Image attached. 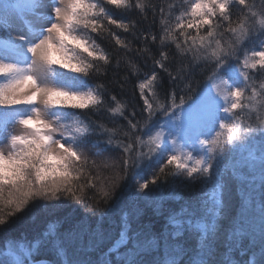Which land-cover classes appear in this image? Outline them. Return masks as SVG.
<instances>
[{
  "label": "snow or ice",
  "instance_id": "obj_1",
  "mask_svg": "<svg viewBox=\"0 0 264 264\" xmlns=\"http://www.w3.org/2000/svg\"><path fill=\"white\" fill-rule=\"evenodd\" d=\"M234 6L240 13L235 21ZM129 7L128 0H0V145L11 150L10 155L0 151V161H13L0 176V226L34 213L71 209L70 202L103 217L100 205L120 206L125 192L126 206L137 215L140 204L155 205L159 212L166 201L183 200L169 178L184 177L185 188L197 181L202 191L211 188V216L198 215L195 204H182L166 216L164 231L147 239L131 232L125 214L119 239L99 260L73 255L66 264H264V216L257 230L242 211L223 247L215 242L226 170L218 159L226 144L235 150L236 142L240 149L258 143L259 157L242 163L258 167L264 177V79L259 84L255 79V73L264 78V0L258 11L249 0H166V7L138 2L134 7L144 20L151 13L148 28L114 16L113 9ZM81 26L87 33L84 43L75 38L74 30ZM113 27L130 33L132 41ZM105 33L113 44L108 53L96 43ZM54 36L73 37L84 59L71 63L41 55L46 44L55 43ZM254 36L260 42L249 47ZM132 42L139 46L133 48ZM128 53L142 59L143 67ZM110 57L116 58L117 68L121 59L126 62L125 79L134 75L140 81L138 111H127L105 84L95 83L106 75L103 66ZM98 106L114 117L112 128L81 119ZM18 128L32 131L21 134ZM97 129L106 144L92 142ZM21 143L24 147L16 151ZM53 146L58 155L63 153V167L55 174L45 165ZM113 146L122 149V175L100 183L94 175L96 161L90 164L89 156H103ZM152 160L155 166L146 175L139 171ZM83 230L82 222H69L63 232L50 223L41 239H51L54 250L65 255ZM161 247L162 257L145 258ZM39 252L40 241H13L0 264H41Z\"/></svg>",
  "mask_w": 264,
  "mask_h": 264
},
{
  "label": "trees",
  "instance_id": "obj_2",
  "mask_svg": "<svg viewBox=\"0 0 264 264\" xmlns=\"http://www.w3.org/2000/svg\"><path fill=\"white\" fill-rule=\"evenodd\" d=\"M93 2H95V0H93ZM138 2L144 3L145 5L164 4L166 7V0H128V3L133 5V7L113 9L114 16L118 19H123L125 23L131 21L137 23L143 28H148L152 23L151 13L149 12L148 19L144 20L139 9L134 7ZM249 2L256 6L254 10L257 11L262 6V0H249ZM234 13L233 20L235 21L237 16L240 15L238 8H235V6ZM175 15H179V12H175ZM257 19H259V17H257ZM156 20H159L158 15ZM139 30L138 27L136 31ZM153 30H159L158 23L154 26ZM113 31L117 32L122 39L126 40V42L132 41L133 39L130 33H125L122 29H115L113 27ZM260 39V37L254 36L249 40L248 46L251 47L254 44L258 45ZM96 43L99 44L106 53L113 48V44L110 43V38L107 36V33H105L102 38L97 39ZM137 46H139L138 42H132L133 48ZM115 48L119 49V46H115ZM123 55V50H119V56L123 57ZM128 56L137 62L138 67H143L142 59L135 57L132 53H128ZM110 61L109 65L103 66L106 75L95 80V83L105 84L111 95L117 96L120 102L126 105L127 111L130 112L133 108L138 111L143 100L139 94V80H135L134 75L131 79H125L128 75V69L126 67V62L123 59H121L119 68L115 66V57H110ZM149 67H151L150 61ZM253 72L255 73V70H253ZM255 79L256 83L259 84L264 78L258 73H255ZM133 80H135V84L137 85L135 88L133 86ZM2 82H4V78L0 77V83ZM106 98L107 95L102 97V99ZM81 119L84 120L85 123H88L89 121L93 122L94 127L99 124H104L105 126L112 128L114 117L105 107L98 106L97 108L84 112V114L81 115ZM91 140L93 143L99 140L101 144H106V137L100 136L99 129H97L96 135L91 137ZM257 146L259 147L258 143L255 145H249L245 149H240L239 142H236L235 150H232V145L226 144V153L224 157L218 159V164L221 168H226L223 177V182L225 184V189H223V191H227L233 205L231 211L226 213L223 210L219 217L221 227L217 237H220L221 239L219 240V245L221 247H223L225 237L232 227L234 218H237L242 211H246L247 221L252 225L254 222L252 221V217H254L252 215L256 213V209H264V207H262V205H264V184H262L264 183V177H258L252 167L246 166L242 163L245 160L251 161L252 157H250V155L256 156L258 154ZM95 151H98V149H92V152ZM145 151H147V149H145ZM92 156V160H95L97 165L94 169V175L98 182L107 183L112 178L122 175V149H117L113 146L109 151H105L103 156ZM154 166L155 160L144 161L142 168L139 171H142L146 175ZM188 166H192V161L188 162ZM169 179L178 186L177 191L183 195V200L166 201L159 212L156 210L155 205L146 207L145 205L140 204L138 206L140 212L137 215L132 207L126 206L128 203V195L126 192L122 197L124 203L120 206L110 209L111 202H106L100 205L101 210L105 213L103 217H101L100 212L93 214L91 211H85L84 207L78 203L70 202L73 205L71 209H53L43 213H34L21 221H13V223L6 228L0 226V252L4 251L13 241L32 243L40 241V252L38 257L40 261H45L47 264L49 261H52L53 264H59L57 261L60 254L54 250L51 239H41L42 233L47 230V226L50 223L56 224L57 229L60 232H63L69 222L77 225L82 222L84 230L81 232L76 243L67 247L66 254L61 256H64L67 260L73 255H81L99 260L119 239L125 214L129 215L131 232L140 233L142 238L146 237L147 239H151L152 234H156L158 231H164V226L167 222L166 216L171 212L179 211L182 204L189 207L195 204L198 215L207 212L208 216H211V210L214 206L213 199L209 197V193L213 194L211 188L202 191V185L198 181L189 188H185L184 177H170ZM81 183H83V181H81ZM117 191H119V188ZM253 227L255 228V226ZM93 230L97 235L93 234ZM171 230L172 229L169 228V231ZM191 239L192 238L188 239L186 247L190 246ZM121 251L124 250L121 249ZM163 254L164 249L161 247L158 251L147 253L145 258L159 259Z\"/></svg>",
  "mask_w": 264,
  "mask_h": 264
},
{
  "label": "clouds",
  "instance_id": "obj_3",
  "mask_svg": "<svg viewBox=\"0 0 264 264\" xmlns=\"http://www.w3.org/2000/svg\"><path fill=\"white\" fill-rule=\"evenodd\" d=\"M75 31V38L79 39L81 43H84V37L87 35V33L83 30V27L77 28ZM53 40L55 43L49 45H45L42 52L40 53L43 56L52 58V59H63L66 62L75 63L76 59H84L82 55V50L77 48L76 44L74 43L73 37H53ZM63 43L66 45V48H61L60 43ZM24 85H19L18 87H23ZM11 92L5 93V95H11ZM38 130V129H37ZM17 131L21 134H24L26 132L30 133L31 131L25 130L23 128H18ZM24 147V144L21 143L16 151H20ZM0 151L5 152L6 154H11L10 147L7 145H0ZM59 150L53 146V149L51 151V159L45 158V165L47 169H51L52 173L55 174L56 169L62 168L63 165L61 163L60 157L63 155V153H59ZM13 166V161H8L7 164L0 161V169L3 171L10 170ZM2 208V206H0Z\"/></svg>",
  "mask_w": 264,
  "mask_h": 264
},
{
  "label": "rangeland",
  "instance_id": "obj_4",
  "mask_svg": "<svg viewBox=\"0 0 264 264\" xmlns=\"http://www.w3.org/2000/svg\"><path fill=\"white\" fill-rule=\"evenodd\" d=\"M250 54V53H249ZM139 83H140V81H139ZM138 83V84H139ZM139 89V88H138ZM151 96L152 95V92H151V90H148V96ZM141 99H143V97L141 98ZM29 131H32V129H28ZM258 147V146H257ZM259 155H260V151H259V147H258V154L256 155L257 157H259ZM92 155H90L89 156V163H92ZM250 157H253V156H251L250 155ZM256 163H258V161L256 162ZM252 169L253 170H255V172H256V175L259 177V176H261V174H260V172H259V169H258V167H256V168H253L252 167ZM0 176H3V170L2 169H0ZM262 177V176H261ZM260 177V178H261ZM262 184H264V183H262ZM225 189V188H224ZM209 197L211 198V199H213V194H210L209 193ZM223 200H224V211L226 212V213H228L229 211H231L232 209L231 208H233V205H232V201H231V198H229V196H228V194H227V191H223ZM252 216H254V217H252L253 219H252V221H254L253 222V226H255V228L258 230V226H259V223H260V221H261V217L262 216H264V209H262V210H258V209H256V213L255 214H253ZM226 219V218H225ZM219 240H221L220 239V237H216V243L217 244H219ZM9 246H10V244L6 247V249L4 250V251H2V252H0V259H6V257H5V253L7 252V250H8V248H9ZM123 249V248H122ZM124 250V249H123ZM150 252H152V251H150ZM66 261H67V258H65L64 256H59L58 257V263L59 264H66Z\"/></svg>",
  "mask_w": 264,
  "mask_h": 264
},
{
  "label": "water",
  "instance_id": "obj_5",
  "mask_svg": "<svg viewBox=\"0 0 264 264\" xmlns=\"http://www.w3.org/2000/svg\"><path fill=\"white\" fill-rule=\"evenodd\" d=\"M41 262V264H47L45 261H40Z\"/></svg>",
  "mask_w": 264,
  "mask_h": 264
}]
</instances>
